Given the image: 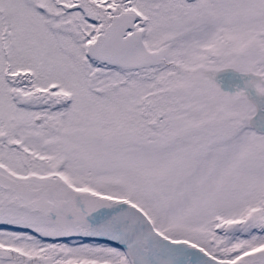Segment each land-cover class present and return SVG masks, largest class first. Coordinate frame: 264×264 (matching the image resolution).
Listing matches in <instances>:
<instances>
[{
    "label": "snow or ice",
    "instance_id": "1",
    "mask_svg": "<svg viewBox=\"0 0 264 264\" xmlns=\"http://www.w3.org/2000/svg\"><path fill=\"white\" fill-rule=\"evenodd\" d=\"M0 264H264V0H0Z\"/></svg>",
    "mask_w": 264,
    "mask_h": 264
},
{
    "label": "rangeland",
    "instance_id": "2",
    "mask_svg": "<svg viewBox=\"0 0 264 264\" xmlns=\"http://www.w3.org/2000/svg\"><path fill=\"white\" fill-rule=\"evenodd\" d=\"M223 73L229 75V78L223 77ZM230 77H233L232 81ZM217 82L220 83L221 87L225 91L234 92L237 86H242V76L240 73H237L235 70H227L221 73H218L216 76Z\"/></svg>",
    "mask_w": 264,
    "mask_h": 264
}]
</instances>
